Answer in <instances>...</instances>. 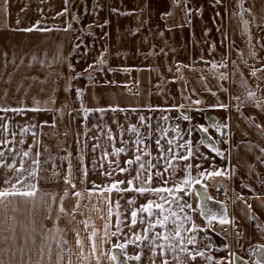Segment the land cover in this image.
Returning a JSON list of instances; mask_svg holds the SVG:
<instances>
[{
	"label": "crops",
	"instance_id": "1",
	"mask_svg": "<svg viewBox=\"0 0 264 264\" xmlns=\"http://www.w3.org/2000/svg\"><path fill=\"white\" fill-rule=\"evenodd\" d=\"M211 1L212 9L244 11L247 82L220 89L215 78L216 86L210 82L211 87L184 89L197 98H182L178 109L125 106L108 108L105 115L103 109L86 111L82 160L93 171L82 173L102 182L100 200L83 194L86 187H77L66 201L58 194L67 192L66 187L58 189L54 181L46 187L44 181L26 178L33 164L4 153L0 192L13 194L4 196L0 216V264H262L252 254L264 248V238L253 234L257 222L237 194L264 188V162L259 161H264V0ZM0 11H7L0 27L15 31L67 26L62 13L68 11L66 0H0ZM23 11L22 18L14 17ZM234 15L239 13L232 12L231 32L236 35L239 19ZM207 69L215 73L213 66ZM60 111L34 105L3 108L0 142L20 154L31 152V160L40 158L38 145L48 141L40 138L50 132L44 129L68 123L59 119ZM108 127L115 133H108ZM42 154L54 157L52 150ZM215 171L222 174L212 175ZM114 181L118 187L111 186ZM70 183L75 185L72 178ZM219 187L225 196L214 201ZM25 191L34 194L19 199ZM216 204L227 208L226 231L215 227L224 220Z\"/></svg>",
	"mask_w": 264,
	"mask_h": 264
},
{
	"label": "rangeland",
	"instance_id": "2",
	"mask_svg": "<svg viewBox=\"0 0 264 264\" xmlns=\"http://www.w3.org/2000/svg\"><path fill=\"white\" fill-rule=\"evenodd\" d=\"M211 4V0H67L68 11L62 12L67 26L63 29L32 32L1 26L0 110L21 105L55 107L63 110L59 119L68 123L44 129L50 132L40 140L48 141L39 143L40 158L35 160H31V152L20 154L0 142V167L4 153L17 154L20 160L33 164L26 178L44 181L46 187L52 181L58 189L66 187L67 192H58L64 200L68 201L67 195L72 196L77 187H86L83 194L103 199L102 182L82 173L93 171V166L84 167L82 160L85 137L81 122L86 111L103 109L105 115L108 108L125 106L169 110L172 105L178 109L182 98H197L184 89L211 87L210 82L216 86L215 78L220 89L238 88L247 82L242 64L249 51V33L242 25L244 11L212 9ZM232 12L239 13L234 15L239 19L236 35L231 32ZM4 13L7 11H0V20ZM23 14L14 17L20 19ZM211 66L215 73L207 69ZM107 131L115 133L112 127ZM52 142L54 147L49 144ZM48 145L52 160L42 154L49 155ZM70 178L75 185L67 186ZM113 185L118 187L119 182ZM237 195L257 222L253 234L264 238V188L253 186L252 192ZM18 198L28 199L24 195ZM3 200L0 196L1 218L6 205ZM226 210L224 207L227 222L214 223L219 230L230 224Z\"/></svg>",
	"mask_w": 264,
	"mask_h": 264
},
{
	"label": "snow or ice",
	"instance_id": "3",
	"mask_svg": "<svg viewBox=\"0 0 264 264\" xmlns=\"http://www.w3.org/2000/svg\"><path fill=\"white\" fill-rule=\"evenodd\" d=\"M66 2H67V0H66ZM32 29H28V31H31ZM100 63H103V60L101 59L100 60ZM253 75H255V73H253ZM90 78V77H89ZM251 95V94H250ZM221 107H223V105H221ZM10 109H4V111H9ZM12 111H19V110H17V109H11ZM183 119L184 120H188L189 119V117L188 116H184L183 117ZM215 127L217 128V130H219L220 129V127H221V125L220 124H216L215 125ZM203 131H207V129L206 128H204V129H202ZM157 143H159V141H157ZM169 143H171V142H169ZM190 143V142H189ZM216 152H217V155H220V152H219V150H216V149H214ZM121 152L123 151V149H121L120 150ZM186 158V157H185ZM137 159H139V157H137ZM129 163H131V161H129ZM141 167L143 168V165H141ZM222 173L220 172V171H215V172H213L212 173V175H221ZM129 184L131 183V181H129L128 182ZM185 183H188V181H185ZM113 188L115 187V185H113L112 186ZM139 191L141 192V193H143L144 191H145V189L144 188H140L139 189ZM157 191H160L159 189H157ZM13 193H10V192H6V191H4V192H0V196H7V195H12ZM20 195H24V196H31V195H33L34 193H32L31 191H25V192H20L19 193ZM76 195H79V193H77ZM129 203H134V201H129ZM132 216H133V223H135V216H136V213L135 212H133L132 213ZM227 221H225V220H221V223H226ZM190 243H191V241H189ZM200 255H203L202 253H200ZM140 257H135V259H139ZM193 259H195V257H193ZM165 264H166V262H165Z\"/></svg>",
	"mask_w": 264,
	"mask_h": 264
},
{
	"label": "built area",
	"instance_id": "4",
	"mask_svg": "<svg viewBox=\"0 0 264 264\" xmlns=\"http://www.w3.org/2000/svg\"><path fill=\"white\" fill-rule=\"evenodd\" d=\"M224 196H225V194H224V188L219 187L218 190H217V192L214 193V195L212 196V199L214 201H220V200H222L224 198ZM226 196H227V194H226ZM221 230L222 231H226L227 230V227L224 226V227L221 228Z\"/></svg>",
	"mask_w": 264,
	"mask_h": 264
},
{
	"label": "bare ground",
	"instance_id": "5",
	"mask_svg": "<svg viewBox=\"0 0 264 264\" xmlns=\"http://www.w3.org/2000/svg\"><path fill=\"white\" fill-rule=\"evenodd\" d=\"M253 253L255 254L256 258L258 259V256H260L261 254L264 255V254H263V253H264V248L261 246V247H259L258 250L253 251ZM258 260H259V259H258Z\"/></svg>",
	"mask_w": 264,
	"mask_h": 264
},
{
	"label": "water",
	"instance_id": "6",
	"mask_svg": "<svg viewBox=\"0 0 264 264\" xmlns=\"http://www.w3.org/2000/svg\"><path fill=\"white\" fill-rule=\"evenodd\" d=\"M252 255H254V257H256L254 253ZM258 259H259V262H261L262 264H264V257L258 256Z\"/></svg>",
	"mask_w": 264,
	"mask_h": 264
}]
</instances>
